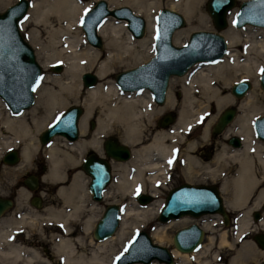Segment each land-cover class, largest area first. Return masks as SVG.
Segmentation results:
<instances>
[{
  "label": "bare ground",
  "instance_id": "6f19581e",
  "mask_svg": "<svg viewBox=\"0 0 264 264\" xmlns=\"http://www.w3.org/2000/svg\"><path fill=\"white\" fill-rule=\"evenodd\" d=\"M3 1L0 0V5ZM93 1L33 0L25 15L27 19L21 20L22 26H34L29 42L36 48L42 66L46 69L50 63L57 62L64 69L56 75L45 73L41 77L44 87L35 88L33 104L17 113L0 96V183L19 185L17 178L34 168L36 156L41 152L46 171L40 181L57 185L60 198L41 209L25 208L30 190L22 185L16 190L17 203L24 208L19 215L0 219V264H115L131 235L154 218L163 203L157 201L155 207H151L153 199L145 205L136 203L137 200L124 203L122 195L140 191L157 196L159 182H165L177 159L183 162L186 180H204V174L219 180L226 209L236 210L238 216L234 231L206 235L194 250L181 251L169 245L173 263L246 264L264 259V249L244 239L251 226L250 213L264 201V142L257 138L253 127L254 119L264 113V92H259V73L264 69V26L245 23L234 27L233 10L228 18L229 27L221 32L228 45L226 53L220 58L198 60L184 74L171 76L167 87H175L176 82L181 87L180 105L169 91L167 103L154 106L149 90L126 92L114 76L118 67L142 63L154 52L156 19L152 11L162 0H108L110 5H128L143 15L147 29L144 37H135L127 27L126 18L108 14L97 27L105 40L101 50L87 41L81 27V17ZM202 1L168 0V7L180 11L190 22L211 27L210 17L203 13ZM192 27L190 24L184 29L177 28L173 42L183 43ZM90 69L95 71L97 81L85 86L81 74ZM240 79L251 80L253 86L237 97L231 87ZM69 102L79 103L85 109L79 119L80 137L71 140L56 134L43 144L38 133ZM232 104L237 106V116L223 133L215 136L212 126L218 111ZM177 106L174 126L154 131L155 116L166 107ZM92 118L96 120L94 131L88 128ZM198 127V134L192 136ZM114 130L122 132L120 139L132 147V153L130 158L112 163L116 178L102 194L108 203L120 205L118 226L110 235L96 238L93 229L103 207L91 197L87 186L89 176L81 170L80 161L90 149L102 155V139ZM233 136L241 139L239 145L230 142ZM14 149L20 150L18 160L5 162L2 156ZM41 194L45 195L44 190ZM184 216L189 215L180 218ZM207 218H202L206 221L200 226L213 231L214 222ZM172 220L175 218L153 227L150 236L158 243L173 244V236L167 232L175 224ZM259 224L264 228V213ZM20 227L24 239L18 243L15 234ZM34 239L47 245L46 254L33 245ZM141 262L130 264H165L158 259Z\"/></svg>",
  "mask_w": 264,
  "mask_h": 264
},
{
  "label": "water",
  "instance_id": "95a60500",
  "mask_svg": "<svg viewBox=\"0 0 264 264\" xmlns=\"http://www.w3.org/2000/svg\"><path fill=\"white\" fill-rule=\"evenodd\" d=\"M236 0H206L205 7L217 31L199 29L190 32L188 40L181 44L172 42V34L176 28L185 25L184 15L170 7H162L157 13V33L155 37V52L150 58L133 67L115 73V79L121 89L149 87L159 101L164 96L170 75H182L198 60H212L222 57L227 50V41L221 33L227 26L226 12L235 5ZM30 0H16L0 11V96L9 109L17 113L30 107L35 99L34 89L37 86L42 68L36 59L32 45L20 32V20L28 11ZM108 14L127 19V27L135 37L144 33L145 19L137 14L130 6L120 5L108 7L106 0H96L82 17L81 27L85 38L94 46H102V38L97 32L98 24ZM235 26L245 23L264 26V0H241L234 20ZM159 36V38H157ZM56 63L53 69L61 70ZM83 85L91 86L96 83L95 73L84 71L81 74ZM259 83L264 89V71L260 73ZM251 87L248 80L241 79L233 83L231 92L241 97ZM158 91V94H157ZM83 108L77 104L67 106L62 113L39 133L42 143H47L56 134H63L68 139L78 136L79 118ZM236 108H225L212 127L214 133L221 131L232 120ZM174 117L165 114L159 121L160 126H166ZM256 135L264 138V114L256 117L253 122ZM234 145L240 144L237 136L230 138ZM105 155L114 160H125L130 156L128 145L120 142L114 136L104 139ZM5 162L14 163L18 160L16 150L4 154ZM82 168L90 176L88 189L95 200L102 199L104 189L111 181L110 162L103 155L88 151ZM23 182L31 188L38 184L36 174L28 173ZM135 199L148 203L153 199L150 193L139 192ZM38 204V200L35 202ZM11 205V200L0 195V214ZM120 206L118 203H107L100 219L96 222L93 234L103 238L113 233L119 223ZM206 213H219L227 223L226 209L220 187L216 184H193L183 182L171 187L157 215L160 222L178 218L184 214L199 217ZM205 232L196 222L189 223L176 229L173 233V245L181 251L196 249L202 242ZM255 240L264 248V235H255ZM158 259L171 264L173 258L168 247L154 242L146 229H140L132 236L126 251L116 258V264H130L135 261L150 262Z\"/></svg>",
  "mask_w": 264,
  "mask_h": 264
},
{
  "label": "rangeland",
  "instance_id": "374dc122",
  "mask_svg": "<svg viewBox=\"0 0 264 264\" xmlns=\"http://www.w3.org/2000/svg\"><path fill=\"white\" fill-rule=\"evenodd\" d=\"M16 0H4L3 1V3L0 5V11L1 10H3L7 5H9V4H11V3H13V2H15ZM31 2L33 1V0H30ZM82 1H85V2H88L89 0H82ZM107 1V3H108V6L109 7H116V6H120V4L119 5H110V2L108 1V0H106ZM240 1L241 0H236V3H235V5H233L228 11H227V20H228V18H229V15H230V13L233 11V10H235V15H234V18H235V16H236V13H237V11H238V4L240 3ZM94 2H95V0L93 1V3H92V5L94 4ZM205 2H206V0H203L202 1V3H201V7H202V10H203V13L206 15L207 14V16H209L210 17V15L208 14V12H207V10H206V7H205ZM162 7H168V0H162L161 1V3L159 4V7H156V8H154V10L152 11L153 12V15H154V18L156 19V14H157V11L159 10V9H161ZM180 12V11H179ZM143 16V15H142ZM109 17H112V18H114V19H116V20H120V21H123V20H121V19H117L116 17H113V16H109ZM144 17V16H143ZM145 18V17H144ZM234 18H233V20H234ZM210 19H211V17H210ZM24 20V19H23ZM186 22H185V25L184 26H181L180 28L181 29H184V28H187V27H189V25L191 24V26H193L192 28V30H191V32L192 31H194V30H199V29H206V30H217L215 27H214V25H213V23H212V20H211V27H209L207 24H199L197 21H193V22H190L189 20H187V18H186V20H185ZM119 24H121L120 22H118ZM232 23H233V21H232ZM228 24H229V22H228ZM227 24V26L229 27V25ZM233 26L234 27H236L234 24H233ZM252 26H254V25H252ZM33 27L34 26H32V24H29V25H24V26H22V21H20V32H21V34L23 35V37L26 39V40H28V42H29V33H30V31L33 29ZM146 29H147V20H146V18H145V27H144V33L146 34ZM226 30V29H225ZM225 30H221V32H224ZM143 33V35H145ZM189 34L190 33H188V35H187V37L185 38L186 40L188 39V37H189ZM142 35V36H143ZM144 37V36H143ZM101 38H102V46L104 47L105 46V40H104V38L101 36ZM30 43V42H29ZM31 44V43H30ZM181 44V43H180ZM32 45V44H31ZM179 45V44H178ZM94 46V45H93ZM32 47L34 48V51H35V54H36V59L38 60V62L40 63V65H41V67H42V73H41V77H43V75L45 74V73H49V74H51V75H56V74H60V73H62V69H64V65L62 64V63H60V65L62 66V68H61V70H59V71H56V70H54L53 69V65L55 64V63H50L49 64V67L48 68H44L43 66H42V64H41V62H40V60H39V58H38V55H37V50H36V48L32 45ZM95 48H97V49H102L101 47H98V46H94ZM146 50H148V48L146 47L145 48ZM147 54H149V53H147ZM151 54V53H150ZM149 56H151V55H149ZM148 56V57H149ZM148 59V58H147ZM146 59V60H147ZM144 62V61H143ZM57 63V62H56ZM138 64V63H137ZM137 64H135V63H131V65L130 64H127V65H125V67H123V66H120V67H118V69H116V71H115V73L117 72V71H120V70H123V69H126V68H129V67H133L134 65H137ZM262 70H264V69H262ZM261 70V71H262ZM86 71H90V72H92V73H95V71L93 70V69H90V70H86ZM260 71V72H261ZM260 74V73H259ZM96 75V74H95ZM40 77V81H39V83H38V85H39V87L38 88H43L44 87V82H42V78ZM176 77H178V76H176ZM114 78H115V76H114ZM260 78V77H259ZM116 80V79H115ZM246 80H248L250 83H251V85L253 86V83H252V81L251 80H249V79H246ZM170 83H171V81H170ZM260 84V83H259ZM37 85V86H38ZM170 86V85H169ZM175 87H179V85L177 84V82H176V85H175ZM259 92H264V90L262 89V87H261V85H260V87H259ZM35 96H36V94H35ZM176 99V98H175ZM181 100H182V98L180 99V101L178 102V101H176L179 105H180V102H181ZM34 101H35V99H34ZM73 104H75L74 102H69L67 105H66V107L67 106H69V105H73ZM77 105H79V106H81L82 108H83V115H84V113H85V109H84V107L81 105V104H79V103H76ZM163 106V105H162ZM230 106H234L235 108H236V113L238 114V110H237V106L234 104H232V105H228V106H225V107H223V109H221V111L219 110L218 111V113H217V115H216V117H215V122L217 121V119H218V117H219V115H220V113L225 109V108H227V107H230ZM65 107V108H66ZM64 108V109H65ZM63 109V110H64ZM169 110H172V111H174L175 113H176V115H177V117H178V106L177 107H175V108H169V107H166L165 109H163L161 112H159L156 116L159 118L163 113V111H164V113H165V111H169ZM236 113H235V115H236ZM264 114V113H263ZM82 115V116H83ZM155 116V117H156ZM237 116V115H236ZM235 116V117H236ZM177 117H175V119L172 121V122H170V124H168L169 126H167V127H161L160 125H158V122H157V118H155V120H154V122H153V124H152V129H155L154 131H157L158 129H168V128H172L173 126H174V123L176 122V120H177ZM82 118V117H81ZM81 118H80V120H81ZM233 119V118H232ZM80 120H79V132H80ZM234 120V119H233ZM148 122V121H147ZM230 122V121H229ZM228 122V123H229ZM172 123V124H171ZM227 123V124H228ZM226 124V125H227ZM230 124V123H229ZM229 124L227 125V127L229 126ZM95 125H96V120L94 119V118H92L89 122H88V128L90 129V131H94V127H95ZM213 127V126H212ZM226 127V126H225ZM224 127V128H225ZM226 127V128H227ZM222 129L221 131H219V132H216V133H214L213 131H212V134H214L215 136H218V135H220L221 133H223L225 130H226V128L225 129ZM198 131H199V127L195 130V132H193V135L192 136H196V134H198ZM117 135V137L120 139V137L122 136V132H120L119 130H114V131H112V132H110V133H108V134H106L104 137H103V139H102V142L104 141V139H105V137H107L108 135ZM80 135V134H79ZM38 136H39V133H38ZM80 137V136H79ZM241 140V139H240ZM120 142H122L121 141V139L119 140ZM130 147V146H129ZM181 147H182V145H181ZM132 148V147H131ZM180 148V147H179ZM14 150H16L17 152H18V155L20 156V150H18V149H14ZM88 151H90V150H88ZM87 151V152H88ZM181 151L182 150H179L178 151V153L179 154H181ZM7 153V152H6ZM102 155H105V152H104V147H103V154ZM4 156V155H3ZM3 156H2V159H3ZM180 156V155H179ZM207 158L208 157H210V156H206ZM112 161V163H115V160H111ZM118 161V160H117ZM41 162H45V159H44V156H43V154L41 153V152H39L38 154H37V156H36V159H35V166H32V167H34L32 170H30L29 172H31V173H36L37 171H38V169H39V163H41ZM111 163V164H112ZM183 162H181V160L180 159H177V160H175V162H174V164H173V167H172V169H170V171L167 173V175H166V177H165V182L163 181H161V182H159V184H158V186H157V192H158V195L157 196H155V197H153V202H154V204L151 206V207H155V206H157L156 204H158L157 203V201H163L164 202V199H165V196H166V194H167V191L171 188V187H173L174 185H177V184H179V183H182V182H185V181H188V182H190V183H193V184H198V183H202V184H210V183H213V184H216V185H219L220 186V181L219 180H217V179H210V177H205L206 175L204 174V180H186V178H185V176H184V173H183ZM45 170V169H44ZM46 171V170H45ZM44 171V172H45ZM43 172V173H44ZM28 173V172H27ZM27 173H25L23 176H25ZM42 173V174H43ZM42 174H41V176H42ZM85 175H87V174H85ZM23 176L21 177H18L17 178V181H19V185H17V186H11V185H8V184H4V183H0V195L1 196H5V192L6 191H8V189H10V188H13V189H15V190H18V189H20V187H21V185H22V187H26L25 186V184H24V182L22 181V178H23ZM88 176V175H87ZM90 177V176H89ZM115 178H116V175L114 174V172H113V170H112V180L110 181V185L112 184V182L115 180ZM88 181H89V179H88ZM162 183V185H160ZM41 184L43 185V187H42V191L44 190V191H46V187L47 188H51V187H54V191L53 192H49V193H47V192H45L46 194L44 195L45 197H46V199L44 200V204L45 205H47V204H50V203H52V202H54V201H59V199L58 198H60L58 195H57V193H56V189H57V185H54V184H46V183H43L42 181H41ZM108 184V185H109ZM166 186H165V185ZM107 185V186H108ZM109 185V186H110ZM87 186H88V182H87ZM108 186V187H109ZM147 187V186H146ZM145 191H148V190H145ZM139 192V191H138ZM137 193V192H136ZM135 193V194H136ZM135 194L133 195L131 192L129 193V194H123L122 195V197H123V202L124 203H126V202H130V201H133V200H136L135 199ZM16 195H18V194H16ZM222 196H223V199H224V202H225V198H224V195L222 194ZM97 202H99V204H100V206H102L103 207V209H104V207H105V205L108 203L107 201H105L104 199H100V200H97ZM136 203H138V204H140L139 202H137V201H135ZM145 204H147V203H145ZM145 204H141V205H145ZM44 205V206H45ZM162 205H163V203L161 204V207H162ZM263 205H264V203L262 202V204L260 205V207H258V209H256V210H254V211H263V213H264V209H263ZM161 207H160V209H161ZM160 209H159V211H160ZM228 209V208H227ZM159 213V212H158ZM228 214L230 215V216H232V217H234V223L233 222H231L230 224H228V225H226V224H223L222 223V215H220L219 213H206V215L204 216H199V217H192V216H184V217H182V218H180V217H178L177 219L175 218V220H172V221H175V224L174 225H170L168 228H167V232L169 233V235L170 236H173V233L176 231V229H178L179 227H182V226H184V225H187V224H189V223H192V222H196V223H198L199 225L200 224H202V223H204V221H206V220H202V218H204V217H208L207 218V220H209V221H213L214 222V226H213V231L212 230H205V235H204V238H203V241L205 240V238H206V235H211V234H218L220 231H222V230H230V231H234L235 229H236V225H235V222H236V217L238 216V213H237V211L236 210H229L228 209ZM252 213H250V217L252 216L251 215ZM183 218H185V219H183ZM181 219H183V220H181ZM251 219V218H250ZM161 223H163V224H165L164 222H160L158 219H157V215L154 217V218H151V219H149L143 226H141L139 229H137V230H140V229H146V230H148L149 232L151 231V229L153 228V227H155V226H158V225H162ZM259 223V222H258ZM256 224V225H259V226H261L260 224ZM253 223H252V220L250 221V228L248 229V231H247V234H246V236H244V239L245 240H248V241H250V242H253V243H255V241L253 240V238H252V233L254 232V230H252V228H255V226L254 225H252ZM231 225H233V226H231ZM21 228V230L20 231H22L23 230V228L22 227H20ZM233 229V230H232ZM256 229V228H255ZM134 234V233H133ZM132 234V235H133ZM132 235H131V237H132ZM150 235H151V233H150ZM152 237V236H151ZM16 239H17V241H18V243H21L22 241H23V239H24V236H23V234L21 233V232H19V234H17L16 235ZM153 239V238H152ZM154 240V239H153ZM38 240L37 239H34L33 240V245L34 246H36V247H38L41 251H42V253H44V254H46L47 253V245H41V244H39L38 242H37ZM154 242H156L155 240H154ZM156 243H158V242H156ZM39 244V245H38ZM159 244H161V243H159ZM256 244V243H255ZM161 245H164V246H166V247H168V249L169 250H171V247H173L174 245L171 243V244H161ZM169 245H171V247L169 246ZM257 245V244H256ZM257 247H259L258 245H257ZM260 248V247H259ZM261 250H263V249H261ZM225 258V257H224ZM226 259V258H225ZM116 260V259H115ZM153 260V259H152ZM227 260V259H226ZM114 263H115V261H114ZM137 263V262H136ZM142 263V262H141ZM166 264V263H165ZM171 264H174L173 262L171 263ZM246 264H264V259L263 258H258L256 261H254V260H250L248 263H246Z\"/></svg>",
  "mask_w": 264,
  "mask_h": 264
},
{
  "label": "flooded vegetation",
  "instance_id": "af4514ba",
  "mask_svg": "<svg viewBox=\"0 0 264 264\" xmlns=\"http://www.w3.org/2000/svg\"><path fill=\"white\" fill-rule=\"evenodd\" d=\"M177 29V28H176ZM175 31V30H174ZM150 55H152V53L150 54ZM170 79H171V76L169 77V80H168V85H169V83H170ZM142 90H149L150 92H151V96H152V101H153V104H154V106H156V105H160V106H164L166 103H167V96H168V92L169 91H172V93H173V96L176 98V101H180V99L182 98V91H181V87H165V91H164V96H163V98H162V100L161 101H159L158 100V98L157 97H155V95H154V93L152 92V90L149 88V87H140V88H135V89H132V90H127V89H125L124 91H126V92H137V91H142ZM163 114L158 118L157 116L155 117V118H157V122H158V125H159V121H160V119H162L163 118V116L165 115V114H171L173 117H174V119H175V117H177V115H176V113L174 112V111H172V110H169V111H165V113H164V111L162 112ZM78 136H79V133H78ZM108 136H116L117 137V135H108ZM257 136V135H256ZM78 138V137H77ZM257 138L260 140V141H262V142H264V138H260V137H258L257 136ZM76 139V138H75ZM74 140V139H73ZM91 150V149H90ZM130 150H132L131 149V146H130ZM87 151L85 152V154H84V156L82 157V159H81V161H80V166H81V170L84 172V174H87L85 171H84V169L82 168V164L81 163H83V161H84V159H85V157H86V155H87ZM130 154H131V151H130ZM106 159L107 160H109L111 163H112V161H111V157H106ZM112 165V164H111ZM44 169H46V163L44 162H41V163H39V169H38V171L36 172V173H33V174H36L37 175V178H38V184H37V186L35 187V188H31V187H29L28 185H26V187L30 190V195H29V197H28V201H27V203H26V206H25V208L28 206V207H36V208H39V209H41V208H43L44 207V200L46 199V197L45 196H43L42 194H41V191H42V187H43V185L41 184V181H40V178H41V174L43 173V171H44ZM111 171H112V167H111V169H110ZM29 173H31V172H29ZM28 174V173H27ZM88 175V174H87ZM89 176V175H88ZM24 178H25V176H23V178H22V181L24 180ZM40 181V182H39ZM54 191V187H51V188H47L46 187V191H44V192H47V193H49V192H53ZM36 194H38V195H36ZM46 194V193H45ZM4 197H6V198H9L10 200H11V205L8 207V208H6L3 212H2V214H0V219L1 218H8L10 215H14V216H16V215H19V213L23 210V208L24 207H22V205H20V207H19V205H18V203H17V200H16V197H17V195H16V190L15 189H13V188H10V189H8V191H6L5 192V196ZM31 199V200H30ZM36 200H38V204H36L35 202H36ZM263 203H264V201H263ZM29 204V205H28ZM18 205V206H17ZM263 209H264V205H263ZM14 212V213H13ZM252 214V216L250 217L251 218V220H252V223L254 224V226H255V228H252V230H254V232L252 233V238H253V240L255 241V243L258 245V243L256 242V240H255V235H257V234H259V233H262L263 235H264V228H262L261 226H259V225H256L259 221H260V219L262 218V216H263V211H252L251 212ZM227 220H228V222L227 223H225L224 222V219H223V217H222V223L223 224H226V225H228V224H230L231 222H233L234 223V217H232V216H230L229 214H228V216H227ZM259 224V223H258ZM8 225V223H5V226H7ZM231 226H233V225H231ZM10 226H8V228L7 229H10L9 228ZM21 230V228H18L17 229V233L15 234V235H17V234H19V232H21L20 231ZM259 246V245H258ZM260 247V246H259ZM260 249H264V248H261L260 247Z\"/></svg>",
  "mask_w": 264,
  "mask_h": 264
},
{
  "label": "snow or ice",
  "instance_id": "6c2138e0",
  "mask_svg": "<svg viewBox=\"0 0 264 264\" xmlns=\"http://www.w3.org/2000/svg\"><path fill=\"white\" fill-rule=\"evenodd\" d=\"M24 19L26 20V19H27V17L25 16V17H24ZM157 38H159V36H157ZM262 71H264V70H262Z\"/></svg>",
  "mask_w": 264,
  "mask_h": 264
}]
</instances>
